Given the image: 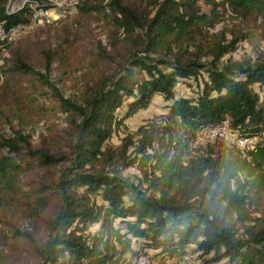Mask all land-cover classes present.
<instances>
[{
  "label": "trees",
  "instance_id": "1",
  "mask_svg": "<svg viewBox=\"0 0 264 264\" xmlns=\"http://www.w3.org/2000/svg\"><path fill=\"white\" fill-rule=\"evenodd\" d=\"M7 1L0 0L5 27L23 20V9L5 12ZM148 1L154 6L149 17L124 0H79L78 15L106 18L111 49L119 42L127 47L115 72L80 102L64 97L17 53L6 64L8 72L38 74L49 101L45 113L58 108L71 116L68 129H58L67 143L59 152L33 147L19 130L0 136L1 182L26 165L67 162L52 184L30 195L36 215L56 203L43 221L45 238L38 243L7 224L11 237L28 239L29 264H135L146 250L170 263L190 251L209 255L202 264H264V209L252 217L247 211L264 191V0ZM223 11L237 20L229 38L225 28L209 31ZM255 36L263 48L253 61L223 58ZM94 43L97 55L107 58L108 50ZM44 57L48 71L50 55ZM188 80L194 93L175 96V84ZM154 94L166 101L165 112L119 145L122 167L134 166L141 177H121L109 154L110 170H86L103 157L117 109L126 101L122 117L130 116ZM225 117L232 130L255 137L251 149L241 152L221 141L190 147L198 126Z\"/></svg>",
  "mask_w": 264,
  "mask_h": 264
},
{
  "label": "rangeland",
  "instance_id": "2",
  "mask_svg": "<svg viewBox=\"0 0 264 264\" xmlns=\"http://www.w3.org/2000/svg\"><path fill=\"white\" fill-rule=\"evenodd\" d=\"M124 1H128L140 16L149 17L154 9L148 0ZM105 20L104 15L100 13L78 15L77 11L72 17L30 31L0 48V66L4 70L0 75V136H7L13 130H19L29 136L33 147L41 145L51 152L65 150L67 143L60 139L58 129L60 127L68 129L67 121L71 116L62 113L58 108L50 114L45 113L49 101H46L47 90L41 84L38 74L46 75L64 97L77 102L84 99L95 89V83L111 76L127 55L125 50L127 47L120 42L115 49L108 46L110 26ZM232 24H237V20L231 19V14L223 11L209 31L216 32L225 28L228 30L226 37L229 38ZM95 41L100 42L108 50L107 58L97 55ZM262 48L263 42L257 40L255 36L250 40L239 41L236 48L223 58L229 56L233 60L251 62ZM14 52L38 74L8 72L6 64ZM45 52L50 55L48 71L44 70ZM195 89L196 85L192 80L178 81L174 87L175 96H190ZM125 103L126 101L117 109L116 127L101 145L103 157L84 168L92 170L104 167L105 170H110L111 166L105 159L109 154L111 162L117 165V173L128 181H135L141 174L134 166L122 167L118 154L119 145L126 134H131L132 138L136 137L134 131L137 126L165 112L166 101L161 95L154 94L145 108L122 117ZM51 130L56 132L55 135ZM66 165L67 162L50 166L26 165L25 169L10 172L4 182L0 181V264H29L28 239L11 237L6 232L7 224L27 232L34 241L41 242L45 238L43 221L47 215L54 213L56 203H49L41 214L38 211L36 215L37 210L35 211L30 195L38 185L41 187L52 184ZM262 209L264 191L247 211L252 217ZM132 247L139 248L138 240H133ZM150 253L146 250V255L139 257L135 264H171L168 259L151 256ZM186 253L194 254L192 258L194 264H202V258L209 256L201 258L196 253L190 251ZM223 263L224 261L209 264Z\"/></svg>",
  "mask_w": 264,
  "mask_h": 264
},
{
  "label": "built area",
  "instance_id": "3",
  "mask_svg": "<svg viewBox=\"0 0 264 264\" xmlns=\"http://www.w3.org/2000/svg\"><path fill=\"white\" fill-rule=\"evenodd\" d=\"M78 4L79 0H8L4 8L5 12L10 14L23 9V20L8 27H5L0 21V48L30 31L74 16L78 11ZM215 141H221L244 152L252 148L256 139L240 135L237 131L232 130L228 118L225 117L214 125L198 126L193 131L190 143L191 147L195 149ZM193 256L194 254L185 253L171 264H194Z\"/></svg>",
  "mask_w": 264,
  "mask_h": 264
}]
</instances>
